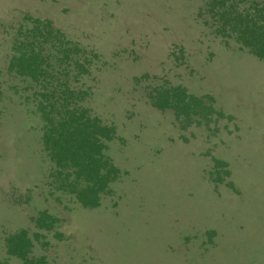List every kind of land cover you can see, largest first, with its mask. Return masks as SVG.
<instances>
[{"label":"rangeland","instance_id":"obj_1","mask_svg":"<svg viewBox=\"0 0 264 264\" xmlns=\"http://www.w3.org/2000/svg\"><path fill=\"white\" fill-rule=\"evenodd\" d=\"M218 2L0 0V69L12 25L50 20L79 47L73 83L118 169L93 207L49 183L38 84L0 74V264H264V58L244 42L264 0ZM177 85L199 104L152 103ZM21 229L31 263L7 249Z\"/></svg>","mask_w":264,"mask_h":264},{"label":"trees","instance_id":"obj_2","mask_svg":"<svg viewBox=\"0 0 264 264\" xmlns=\"http://www.w3.org/2000/svg\"><path fill=\"white\" fill-rule=\"evenodd\" d=\"M224 1L219 0L218 3ZM235 14L241 15V12ZM259 26L262 28H257L258 32L250 34L251 39L244 42L256 55L264 58V26ZM11 28V48L0 74L2 78L5 75L22 76L26 81L25 90L31 91L32 82L38 84V88L32 91L36 100L28 102H32L44 120L43 145L53 162L49 183L76 193L83 206H96L100 193L107 190L108 183L118 174L117 167L104 151L105 141L113 136L114 129L102 122L100 117L89 113L81 101L86 89H77L73 83L78 72L77 65H81L79 47L47 19L24 17ZM253 30L250 29V33ZM63 68L66 69L65 77L59 80ZM85 70L83 67L82 71ZM76 91L82 94L78 93L77 99L71 102ZM3 92L4 85L0 79V99ZM153 92L152 103L160 108L188 111L191 104L196 102L198 105L200 101L179 85L158 86ZM47 215L42 212L38 221ZM6 241L9 253L22 257L25 263H31L27 258L31 241L26 229L10 234Z\"/></svg>","mask_w":264,"mask_h":264}]
</instances>
